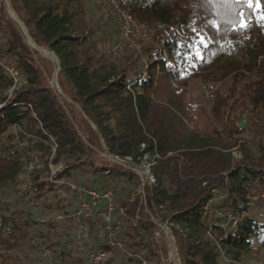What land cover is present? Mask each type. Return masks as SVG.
Segmentation results:
<instances>
[{"label": "trees", "instance_id": "trees-1", "mask_svg": "<svg viewBox=\"0 0 264 264\" xmlns=\"http://www.w3.org/2000/svg\"><path fill=\"white\" fill-rule=\"evenodd\" d=\"M10 1L38 48L1 6L0 187L18 177L26 185L21 176L33 164L23 196L46 204L51 192L70 191L67 182L79 173L98 175L100 183H80L116 189L124 208L119 239L148 264H160L167 253L154 219L168 221L177 246L180 234L182 264H221L224 257L240 264L264 247V0L251 7L122 0L155 33L143 52L115 54L100 52L84 0ZM240 11L247 13V27L234 31L230 21ZM39 48L56 54L59 71ZM141 53L148 54L145 64ZM7 66L18 71L17 82ZM56 75L59 87L51 81ZM196 81L207 93L204 102L187 96ZM99 132L113 154L154 161L156 183L146 186L145 202L160 220L141 212V176L133 167L97 159L107 157ZM218 210L231 211L237 224H223ZM88 222L96 242L97 223ZM37 223L30 212L0 206V264L21 262L17 249ZM46 246L62 253L75 248Z\"/></svg>", "mask_w": 264, "mask_h": 264}, {"label": "rangeland", "instance_id": "rangeland-1", "mask_svg": "<svg viewBox=\"0 0 264 264\" xmlns=\"http://www.w3.org/2000/svg\"><path fill=\"white\" fill-rule=\"evenodd\" d=\"M85 7L89 16L90 23L94 24L96 29V34L94 36L96 42L100 47V52L106 51L109 52L111 47L116 43L119 39V30L115 19L110 16L109 10H106L101 4L100 0H84ZM5 7V14L14 18L19 22L21 29L23 30L26 41L32 47H35V43L30 37L24 23L20 21V19L14 14L11 7H9L7 0H0V7ZM1 16V15H0ZM136 23L142 28L143 34L133 35L130 34L128 36H124L121 41V47L118 49H129L130 52L134 53L135 51L143 52V47L145 44L149 43V41L154 36V30L146 23L139 21L136 17ZM153 43V41H152ZM45 55L50 59L56 61L54 53L46 50L44 51ZM47 53V54H46ZM110 53V52H109ZM142 57L140 58V62L145 64L148 60V54L141 53ZM158 55V54H157ZM53 56V58H52ZM45 73V71H44ZM47 76V74L45 73ZM48 77V76H47ZM56 76L52 78V84L57 87ZM50 80V79H49ZM189 93L187 94L188 98L198 102H204L207 96V93L204 91V88L200 82H194L191 86H189ZM180 92V88L176 89V93ZM75 109V108H74ZM252 106H249L244 110V113L248 115L251 112ZM76 110H74L73 115H76ZM240 111V110H239ZM77 116L78 122L80 119ZM79 129V128H78ZM80 132V130H79ZM249 138V136H247ZM246 137V139H247ZM90 138L92 143L100 148V142H94L90 133ZM245 140V138H244ZM101 155V154H100ZM104 155V153L102 154ZM236 155H238L236 153ZM97 159H105L113 161V158L102 157L99 156ZM115 162V161H113ZM123 165H127L133 167L129 164L120 163ZM141 174V171L138 169ZM142 175V174H141ZM25 179V174L24 176ZM17 180H20L18 177L16 180L10 181L5 184L3 187H0V206L2 209L8 207L10 211L12 210H24L25 212H30L33 219L38 221L37 224L30 229L29 238L23 243V245L17 249L19 256L21 257V262L19 264H28L36 260L38 253L40 250L48 245L51 242H54L55 247L58 249L61 248H69L74 245V236L75 229L73 227V220L70 218V213L76 206V198L74 197L73 191H68V189H63L62 191L57 190L53 191L46 198V204L44 199L39 201H28L23 196V191L25 190V183L19 184ZM96 180L100 183L101 178L98 175H94L90 172L79 173L75 179L71 181L75 182H88L92 183ZM142 180V178H141ZM123 183L126 182L124 180L117 183V187L119 189L122 188ZM128 185V183H127ZM130 186V183H129ZM215 190V189H213ZM146 194V192H145ZM264 197V196H263ZM69 204V205H68ZM141 212L145 213L147 216L154 217L160 220L157 216L155 209H151L148 204L144 200L141 204ZM68 211V212H67ZM70 211V212H69ZM23 217H27L24 215ZM168 224V221H166ZM157 229L155 231V236L157 237L160 246H164V252L161 257L160 264H182L181 254H179L178 246L180 243V234L176 232L178 246L175 242L174 236L169 237L166 230L159 224L155 223ZM44 233L45 237L40 235V233ZM91 244L95 243L94 235L91 236ZM49 239V240H48ZM103 264H136L133 261H130L128 255H125L121 251H113L108 259ZM221 264H232L231 260L224 257L221 260ZM235 264V263H234ZM240 264H264V247H257L251 252L247 253L243 261Z\"/></svg>", "mask_w": 264, "mask_h": 264}, {"label": "built area", "instance_id": "built-area-1", "mask_svg": "<svg viewBox=\"0 0 264 264\" xmlns=\"http://www.w3.org/2000/svg\"><path fill=\"white\" fill-rule=\"evenodd\" d=\"M121 1L100 0L103 7L110 11V16L115 19L120 34L119 39L109 51L111 54H115L121 47V39L124 36L143 34V29L136 23L134 14L122 6ZM7 70L17 82L18 71L12 66H7ZM124 158H127L125 160H139L142 162L148 172L147 186L156 183V177L151 171V166L154 164V161H150L148 156L139 157L138 159L130 156ZM125 160L123 163L133 166L142 178L138 191L141 194L144 183L143 175H141L142 173L140 174L138 171L139 168L136 165L130 164ZM33 167L34 165L30 164L25 174L26 185L31 182ZM67 185L73 191L77 201L76 208L72 214L73 227L76 232L73 238L75 248L62 253L50 246H45L38 253L36 260L28 264H103L112 251L100 245H109L111 248L121 250L128 256L139 258L141 261L140 264H148L146 259L142 258L140 254L128 250L119 239L122 231L120 216L124 213V208L119 193H117L115 188H99L71 180L67 182ZM145 192L141 204L146 195ZM217 214L221 217L223 224L231 223L232 226L237 224L238 218L231 211L218 210ZM88 219H92L97 223L95 228L97 240L93 244H91L92 231ZM152 221L156 223V221Z\"/></svg>", "mask_w": 264, "mask_h": 264}, {"label": "bare ground", "instance_id": "bare-ground-1", "mask_svg": "<svg viewBox=\"0 0 264 264\" xmlns=\"http://www.w3.org/2000/svg\"><path fill=\"white\" fill-rule=\"evenodd\" d=\"M7 3H8V5H9V7H11L12 8V4H11V1L10 0H7ZM12 10H13V12H14V14L18 17V15H17V13L15 12V10L12 8ZM19 18V17H18ZM33 40V39H32ZM34 42V41H33ZM35 47L36 48H38V46L35 44ZM39 50H40V52L43 54V55H45V52L44 51H46L45 49H43V48H39ZM47 54V53H46ZM55 56V55H54ZM48 57V56H47ZM52 58H53V56H52ZM55 58H56V56H55ZM56 61H57V63H58V71H59V62H58V59L56 58ZM58 74V73H57ZM56 83H57V87H59V84H58V77H57V75H56ZM105 155L108 157V158H113V159H115L112 155H110L108 152L107 153H105ZM126 162H128V163H130V164H133V165H136L138 168H139V170L141 171V173H142V175H143V178H144V183H143V187H142V191H141V194H140V198H141V201H142V198H143V194H144V192H145V190H146V186H147V184H148V172H147V168L142 164V162H140L139 160H125ZM139 211V210H138ZM154 221H156L155 219H154ZM157 222V221H156ZM165 230H166V232L168 233V235H169V237H172L173 238V236H172V233H171V229H170V227H169V225L167 224V223H159Z\"/></svg>", "mask_w": 264, "mask_h": 264}, {"label": "snow or ice", "instance_id": "snow-or-ice-1", "mask_svg": "<svg viewBox=\"0 0 264 264\" xmlns=\"http://www.w3.org/2000/svg\"><path fill=\"white\" fill-rule=\"evenodd\" d=\"M223 5L225 6H230L232 4H240V3H247L249 7H251L254 3V0H222ZM261 19H264V16L261 17ZM247 21H248V16L247 13L244 11H240L237 14V19L234 21H230V23H233V30H242L247 27ZM212 26L216 27L217 29L219 28V25L217 24L216 21L211 22ZM195 31V29H194ZM207 38L201 36L200 43L204 46H207Z\"/></svg>", "mask_w": 264, "mask_h": 264}, {"label": "water", "instance_id": "water-1", "mask_svg": "<svg viewBox=\"0 0 264 264\" xmlns=\"http://www.w3.org/2000/svg\"><path fill=\"white\" fill-rule=\"evenodd\" d=\"M54 53V52H53ZM54 55L56 56V54L54 53ZM56 58L58 59V57L56 56ZM58 62H59V70H60V68H61V66H60V61H59V59H58ZM80 109L82 110V107L80 106ZM93 127L96 129V130H98V128H97V126L94 124L93 125ZM99 135H100V138H101V142H102V145H103V147H104V149L110 154V155H112L115 159H113V161H115V162H117V163H122V162H124V160L125 159H127V158H124V157H120V156H118V155H116V154H113L112 152H110V150L107 148V146H106V143H105V140H104V137L102 136V134L99 132Z\"/></svg>", "mask_w": 264, "mask_h": 264}]
</instances>
